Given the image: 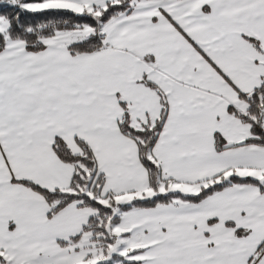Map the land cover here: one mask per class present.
Returning a JSON list of instances; mask_svg holds the SVG:
<instances>
[{
	"label": "snow or ice",
	"instance_id": "6c2138e0",
	"mask_svg": "<svg viewBox=\"0 0 264 264\" xmlns=\"http://www.w3.org/2000/svg\"><path fill=\"white\" fill-rule=\"evenodd\" d=\"M0 264H264V0H0Z\"/></svg>",
	"mask_w": 264,
	"mask_h": 264
}]
</instances>
